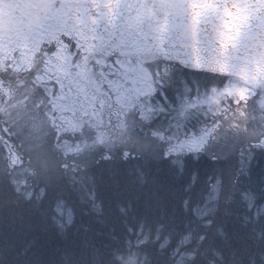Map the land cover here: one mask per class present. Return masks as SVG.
I'll return each instance as SVG.
<instances>
[{
  "label": "trees",
  "instance_id": "obj_1",
  "mask_svg": "<svg viewBox=\"0 0 264 264\" xmlns=\"http://www.w3.org/2000/svg\"><path fill=\"white\" fill-rule=\"evenodd\" d=\"M53 48L40 50L28 70L0 72V264H264V144L251 143L243 152L248 157L236 162L231 155L164 151L154 136V130L173 133L175 121L176 133H211L216 122L205 118L208 111L225 118L242 113V101L226 96L218 102L234 77L175 66L149 101L134 102L128 115L146 107L153 116L145 123L128 118L126 132L89 131V138L80 135L87 151L68 154L56 133L60 111L35 82ZM102 73L91 68L101 85ZM187 103L196 106L180 119ZM226 176H234L236 186L213 206L214 183ZM81 231L98 252L86 256L82 248L80 257L68 252L62 259L61 240Z\"/></svg>",
  "mask_w": 264,
  "mask_h": 264
},
{
  "label": "rangeland",
  "instance_id": "obj_2",
  "mask_svg": "<svg viewBox=\"0 0 264 264\" xmlns=\"http://www.w3.org/2000/svg\"><path fill=\"white\" fill-rule=\"evenodd\" d=\"M72 1L74 2L71 3ZM77 1L21 0L19 5H10L12 6L11 8L0 5V72L2 70L15 72L28 70L33 66V62L40 50H43L46 46L54 45L56 47V49L53 48L48 53L49 56L43 62L42 71L36 76L35 82H41L47 94L46 96H50L52 99V106L57 111L61 110V121L56 123V133L57 137L60 135L63 140L62 142L58 141L62 147L61 151L68 154H78L79 152L84 154L87 149V145L83 144V142L79 140L73 141L71 138L79 130L77 124L80 119H83L82 127L85 126L86 128H82L79 133L88 138L91 137L89 131L100 135V133L110 131L113 127L116 130H123L126 125L124 121H128V118L137 120L139 118L145 123V119L153 115H148L146 107L143 106H140L142 114H138V116L136 114L128 115L132 112L131 109L135 107L132 101L137 95H146L155 91L152 81H147V78L151 75L148 70L141 65H135L136 63L129 59L119 57V53L115 52H120L126 47H122V44L117 45L113 41L105 40L100 30L97 29L99 27L96 28V22H92L93 15L90 12V7L86 3L78 4L76 3ZM0 3L8 4L4 0ZM137 5L138 7L136 5L135 7L129 6L127 10L122 8L121 12L130 14L133 18L137 15H142L141 7L139 4ZM13 7L17 9L15 11L11 10ZM138 10H140V14L137 13ZM67 11L73 12L74 14L69 16L75 17L79 12L80 17L83 18L73 28L78 30L75 33L70 32L69 34V30L62 29L60 24L62 20L56 19L59 15H66ZM103 13L105 12L103 11ZM64 26L68 25L65 24ZM149 36L147 35L145 41L149 40ZM70 37L73 38L75 49L83 52L84 56L80 61L74 60L75 64L71 61L70 54L62 51L66 48ZM106 42L109 43V46ZM92 50H95L98 56V52L100 54L110 53L115 58V61H109L104 57H95L90 52ZM258 66L264 70V59ZM91 68H98L105 73L103 85L93 79ZM247 72H249V69H245V73ZM165 73L166 71L163 70L160 76ZM243 76L245 75L235 80L225 90L222 97L231 96L235 101H242L245 104L256 97L257 91L261 88L256 87L253 81L245 80L242 78ZM262 79L260 78V80ZM263 85L264 83H262V87ZM159 86H161V83L158 84ZM216 100V96H213L208 99L207 103L211 104ZM262 105H264V98H257L251 101V106L255 110ZM194 106H196L195 103L192 105L187 103L181 109L179 118L187 119L190 108ZM103 110L104 113L102 112ZM83 112L88 114L85 118H82ZM213 112L216 111H211V113ZM216 113L217 115L213 120H215L217 125L223 118V114L221 115L223 112ZM4 114L11 115L10 112ZM211 116L214 117V115ZM250 117H253L254 121H264V114L261 111H254ZM221 122V128H216L217 132H220L216 142L219 145L213 147L208 143L212 153L220 154L224 158H228L225 156L229 155L227 153L229 151H232L234 156L238 152L243 153L248 144L246 145L242 142L256 133L258 134L251 138V140L253 139L251 143L264 144V138H261L263 135L261 133H264V122L251 124L253 122L251 118L248 116L242 117L239 113L235 117L230 115L226 120H221ZM136 126L134 127L136 128ZM173 130L176 131L177 127L173 126ZM134 133L135 131L130 135L132 140L136 138L133 135ZM235 135H237L236 138L234 137ZM154 136L158 139L161 148L168 152L184 149L189 151H193V149L203 150L207 147V142H209L210 138V136L205 135L196 137L195 132L191 129L187 133L177 132L172 135L154 130ZM216 138L210 143L215 144ZM9 151L13 162L19 163V157L11 149ZM246 154L237 157V160H241V157L244 156L248 157ZM61 156L63 155L60 154ZM230 157L232 158V156ZM64 161L65 159L61 157V163H65Z\"/></svg>",
  "mask_w": 264,
  "mask_h": 264
},
{
  "label": "flooded vegetation",
  "instance_id": "obj_3",
  "mask_svg": "<svg viewBox=\"0 0 264 264\" xmlns=\"http://www.w3.org/2000/svg\"><path fill=\"white\" fill-rule=\"evenodd\" d=\"M100 1L121 7L139 4L142 15H106L96 24L104 23L105 40L126 47L122 58L145 67L161 56L204 70L222 66L235 75L239 66L263 62L264 0Z\"/></svg>",
  "mask_w": 264,
  "mask_h": 264
},
{
  "label": "bare ground",
  "instance_id": "obj_4",
  "mask_svg": "<svg viewBox=\"0 0 264 264\" xmlns=\"http://www.w3.org/2000/svg\"><path fill=\"white\" fill-rule=\"evenodd\" d=\"M71 241L68 240H61L60 247L57 248L58 255H61L62 259L67 258L68 252L72 253L71 256L80 257L83 254L82 248H86V256L96 254L93 248H91V236L86 231L77 232V234L70 236ZM75 244L74 246H71V244ZM72 244V245H73ZM76 246V248H74Z\"/></svg>",
  "mask_w": 264,
  "mask_h": 264
}]
</instances>
